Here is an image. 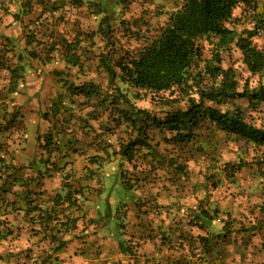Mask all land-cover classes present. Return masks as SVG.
<instances>
[{"label": "rangeland", "instance_id": "1", "mask_svg": "<svg viewBox=\"0 0 264 264\" xmlns=\"http://www.w3.org/2000/svg\"><path fill=\"white\" fill-rule=\"evenodd\" d=\"M18 1L0 0V47L4 43V37L19 40L13 52L22 55L21 63L26 69L25 84L19 88L18 92L17 98H21L19 103L25 106L23 111L29 117V127L32 126V130L38 131L46 125L45 119H40L36 115L37 110L40 111L41 117L45 114L48 116L47 119H52L48 105L56 96H59L63 104L59 107V114L56 113L58 117L55 119L58 122L63 118L67 120L65 123L61 121L63 124L61 126L54 124L56 129L53 133L57 136L38 131L34 145L42 147L50 141L47 137H50L51 141L58 137L60 143H67L68 146L89 143L93 149L95 147L100 149L101 146L108 149L107 159L112 156L118 160L116 165H118L122 183L129 185L125 186L128 191L137 190L138 194L135 198L129 197V194L115 182V177L108 176L109 171L105 170L102 174L106 181L101 198L102 207L107 208V198L116 189L111 209H114L123 198H128L127 200L131 201L130 204L138 210L137 214L143 213L142 211L147 213L148 210L145 209L150 206L151 213L155 215L157 221H167L177 229V231H169L168 235H165V231L159 230L160 237H153L152 240L156 239L154 245L163 253L158 252L162 255L153 257L149 263L144 264H154V259H160L157 264H161V261L165 262V257H172V261L169 262L168 259L169 264H179V261L184 260L183 255L186 249L191 253L195 252V255L200 254V251L196 250L197 246L191 242L188 243V239L180 240L186 234L180 225L197 223V217L202 212L207 213L211 218L214 216L220 218L224 223L221 229L216 227V237L212 239L208 247L202 249V252L208 254L205 263L264 264V214L260 211L264 206V147L256 146L233 135L216 132L215 129L209 128L208 124L194 131V140L181 145H172L169 140L170 134L157 128H151L147 132L155 148L153 152L136 151L130 163L123 161V158L116 155V152L119 141L125 139L127 134L123 132L124 129L116 128L110 123L109 116L107 117V114L100 109L101 106H98L100 105L99 100L106 101L107 96L105 74L98 67L95 57L96 50L88 54L89 60L83 67L86 76L79 75L75 79L74 69L69 70V77L65 76V71L61 76L63 79L74 81L75 84L81 81H95L100 86L99 96L89 99L67 94L62 84L56 80L57 76L53 71H61L65 67L64 63L57 59L58 57L49 62H42V60L27 55V50H32V47L40 53L44 51L43 45L40 44L25 45L24 34L29 32L36 33L38 39H41L42 35L48 36L51 31L92 32L97 29L98 20L103 15L97 12L102 9H108L112 16L110 26L113 30L119 31L118 34L121 31L119 24L121 20H125L132 26L134 22L139 21L137 27L152 28L163 23L168 13L179 9L182 0H82V6L77 8L71 6V0H51L57 1V4L61 6L53 15L47 13L38 16L41 6L34 5L31 13L23 17L21 23H15L11 18V13L17 9ZM252 12L242 4L235 8L233 29L236 34L252 29L254 25V22H251ZM257 12H262L261 7L257 8ZM98 39L99 37H96L95 41L98 42ZM121 41L127 43L126 46L129 44L133 48L137 47L128 39H121ZM252 43L256 48L264 50V28L257 31ZM204 45V56L209 57L211 44L204 42ZM24 48L26 50L23 51ZM220 57L221 66L231 69L240 85H243L245 80L252 85L258 80V75L252 76L249 73L242 62L241 52L234 45H230L227 50L221 52ZM13 60L16 62V57ZM7 78L6 74H0V89L6 88ZM29 94L33 95L34 101L27 98ZM204 105L221 111L239 110L244 114L247 123L264 130V102L252 108L248 107L247 100L243 98L219 103L205 102ZM137 106L147 109L150 112V119L152 116L160 117L161 115L160 109L149 103L147 99L138 101ZM20 109L22 113V107ZM9 113L12 114L9 115ZM14 113H16L15 117ZM18 114L15 108H9L7 112L0 108V127L7 126L3 135H6L8 140L11 139L14 145L23 143L31 147L32 132L27 130L24 119L18 118ZM8 115L10 121L6 125ZM115 116V112L110 113V117ZM79 119H83L82 123L78 122ZM66 123L73 129L71 132L63 130ZM27 140L29 142H26ZM173 163L177 165L176 168ZM224 170L228 174L232 173V176H225ZM65 184L68 185V183ZM94 185L100 188L102 183L96 180ZM76 192L82 193V187ZM77 205L81 206L78 200ZM1 221L3 222L2 224L0 222V238L7 235L16 238L18 233L10 228L9 222L6 219H1ZM111 223L116 232L112 234H117L115 221ZM144 232L138 240L151 237L148 229ZM187 235L194 237L191 234ZM117 238L115 235L110 236V240L101 237L90 247L82 249L80 246L77 251L82 249L83 252H89L86 256L90 261L86 264H133L136 260L130 255V259L128 258L127 262L124 261L122 255L125 251L117 243ZM132 242L129 241L126 249L127 251L133 250L132 253L135 255L141 244L137 240ZM9 251V242L1 241L0 264H26L23 252L12 254ZM54 255L55 251L46 255V258L41 260L42 264H74L67 260L61 261ZM193 262L203 264L197 260ZM34 264H39V261H35Z\"/></svg>", "mask_w": 264, "mask_h": 264}, {"label": "trees", "instance_id": "2", "mask_svg": "<svg viewBox=\"0 0 264 264\" xmlns=\"http://www.w3.org/2000/svg\"><path fill=\"white\" fill-rule=\"evenodd\" d=\"M71 3L73 8L82 6V0H71ZM240 4L253 11L251 22L254 25L251 30L236 34L233 29V11ZM34 5L41 6L38 16L47 13L53 15L61 7L57 1L19 0L17 9L11 13L13 22L21 23L23 17L31 13ZM259 7L262 12H257ZM97 14L103 15L99 18L95 31H51L48 36L42 35L41 39L37 38L36 33L29 32L24 34V40L26 46L35 43L44 47L42 53L33 47L32 50H27L30 57L42 62L58 57L65 66L64 70L53 71L58 82L67 94L85 99L99 96L100 86L95 81L75 84L61 76L64 71L65 76H68L70 69L75 70V79L79 75L86 76L83 67L89 60L88 54L96 50L98 67L105 74L107 96L106 101L99 100L98 106L109 116L110 123L116 128L124 129L123 132L127 134L125 139L119 141L116 152L123 161L130 163L136 151L153 152L155 148L147 132L151 128L170 134L172 145H181L194 140V131L208 124L216 132L233 135L264 147V130L247 123L241 111H221L204 105L205 102L219 103L243 98L247 100L248 107L252 108L264 102V50L256 48L252 43L257 31L264 28V0H182L179 9L168 13L163 23L152 28L137 27L139 21L132 26L121 20L119 34V31L110 26L112 16L108 9H102ZM96 37H99L98 42L95 41ZM121 39H128L137 47L133 48L129 44L126 46L127 43H123ZM18 41L4 37V43L0 47V71L6 70L10 74L9 91L15 90L23 70L22 55L13 52ZM204 42L211 44L209 57L204 56ZM230 45L241 52L242 62L249 73L252 76L258 75L255 84L245 80L240 85L232 70L221 66V52ZM12 52L14 55L10 56ZM15 57L16 62L13 60ZM142 99L156 105L160 109V117L152 116L150 119V112L137 106V102ZM62 104L57 102L52 110L59 114L58 108ZM113 112L116 116L110 117ZM82 120L79 119L78 122L82 123ZM9 121L10 116L6 119V125ZM62 121L67 122L66 118ZM67 125L68 123L63 126V130L71 132L73 129ZM6 130L7 126L0 127V132ZM49 140L50 145L52 141ZM103 159L106 160L107 155ZM173 164L176 168L177 165ZM223 172L225 176H232L226 170ZM64 197L69 207L80 209L77 205L78 198L73 199L69 193ZM260 211L264 214V206ZM45 213L44 222L47 223L52 217L50 212ZM200 215L205 217V223H209L211 217L207 213L202 212ZM75 219H66L56 230H49V240L58 242L55 251L65 243L56 236L59 233L63 235L69 228H75ZM179 264L198 263L184 259Z\"/></svg>", "mask_w": 264, "mask_h": 264}, {"label": "crops", "instance_id": "3", "mask_svg": "<svg viewBox=\"0 0 264 264\" xmlns=\"http://www.w3.org/2000/svg\"><path fill=\"white\" fill-rule=\"evenodd\" d=\"M25 71L23 66L21 78L16 82L14 91H9L10 74L6 70L0 71V74H6L8 77L6 88L0 89V108L6 112L9 108H15L19 112L17 117L24 119L27 130L32 132L33 141L31 147L26 146V144L23 145V143L14 145L10 141L11 139L8 140L7 136L3 135L4 132H0V222L1 219H6L10 228L18 233L16 238L14 236L11 238L10 235L0 238V242L3 240L9 242V253L23 252L26 264H34L35 261L42 264L41 260L55 251L53 247L58 243L49 240V230H56L66 219L77 218L75 219V228H69L63 235L59 233L56 236L59 240L65 241L64 245L56 250L54 255L61 261L67 260L74 264H86L90 261L86 256L89 252H83L82 249L90 247L101 237L110 240L109 237L112 235H115L116 238L118 236L116 240L125 251L122 255L125 262L128 261L129 255L136 260L133 264L149 263L153 257L162 255L158 253L161 251L154 245L156 239L152 240V238L160 237L159 230L165 231V235H168L169 231H177L172 223L157 221L155 215L151 213L150 206L145 209L148 210L147 213L142 211L143 213L137 214L138 210L130 204L131 201L127 200L128 198H123L118 205H115L114 209H111L114 203L112 201L114 199L113 194L116 189L107 198V208L102 207L101 198L106 182L102 174L105 170L109 171L108 176L115 177V182L129 194V197L135 198L138 194L137 190L128 191L125 184L122 183L118 173L119 168L116 165L118 160L113 157L106 160L102 158L108 155L106 147L101 146L100 149L97 147L93 149L89 143L77 144L76 146L70 144L68 146L67 143H60L58 137L53 138L50 145L49 142L42 147H38L37 144L34 145L36 133L40 130L57 136L53 133L56 129L54 124L61 126L63 121H56L55 118L58 116L52 107H56V103L61 102V99L56 96L48 105L52 119H47L48 116L45 114H42L41 117L40 111L37 110L36 115L40 119H45L46 125L38 131L32 130L33 127H29V117L23 111L25 106L23 103H19L21 98H17L19 88L25 84ZM32 96L31 94L27 98L34 101ZM20 107H22V113ZM65 132H69V130H65ZM47 138L49 140L50 137ZM96 180L102 183L100 188L94 185ZM80 187H82L83 192H76ZM66 193H69L73 199L78 198L81 205L80 209L68 206L63 199ZM45 211L50 212L52 217V220L47 223L44 222ZM197 218V223L180 225V228L186 231L180 240L188 239V242L197 246L196 250L200 251V254L195 255V252L191 253L186 249L183 259L197 260L207 264L204 261H206L208 254L202 252V249L208 247L212 239L216 237V227L221 229L224 223L215 216L210 218L209 223H205L204 216L199 215ZM111 221H115L114 224L118 229L117 234H112L116 232ZM146 229L150 231L151 237L138 240ZM192 231L193 233H191ZM187 234L194 237L191 238ZM130 240L131 242L137 240L141 244L135 255L132 253L133 250H125ZM204 240L205 242H202ZM80 246L82 249L77 251ZM134 248L137 249V247ZM164 259L165 262L161 261V264H169L172 261V257H165ZM158 260L160 259H154L153 263L157 264Z\"/></svg>", "mask_w": 264, "mask_h": 264}]
</instances>
